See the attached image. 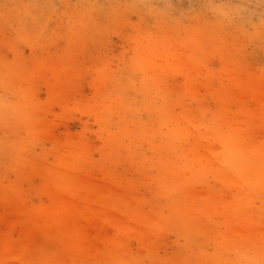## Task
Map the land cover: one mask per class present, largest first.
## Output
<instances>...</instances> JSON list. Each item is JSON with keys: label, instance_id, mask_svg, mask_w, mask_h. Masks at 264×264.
<instances>
[{"label": "rangeland", "instance_id": "rangeland-1", "mask_svg": "<svg viewBox=\"0 0 264 264\" xmlns=\"http://www.w3.org/2000/svg\"><path fill=\"white\" fill-rule=\"evenodd\" d=\"M0 264H264V0H0Z\"/></svg>", "mask_w": 264, "mask_h": 264}]
</instances>
